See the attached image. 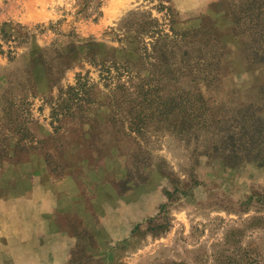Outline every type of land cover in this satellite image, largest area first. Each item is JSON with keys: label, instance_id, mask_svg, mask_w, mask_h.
Here are the masks:
<instances>
[{"label": "rangeland", "instance_id": "1", "mask_svg": "<svg viewBox=\"0 0 264 264\" xmlns=\"http://www.w3.org/2000/svg\"><path fill=\"white\" fill-rule=\"evenodd\" d=\"M0 264H264V0H0Z\"/></svg>", "mask_w": 264, "mask_h": 264}]
</instances>
